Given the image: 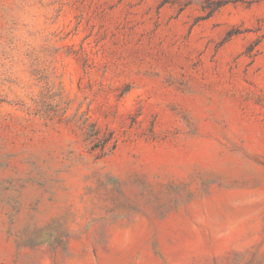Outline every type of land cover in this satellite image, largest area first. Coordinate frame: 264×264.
<instances>
[{
  "label": "rangeland",
  "instance_id": "obj_1",
  "mask_svg": "<svg viewBox=\"0 0 264 264\" xmlns=\"http://www.w3.org/2000/svg\"><path fill=\"white\" fill-rule=\"evenodd\" d=\"M0 264H264V0H0Z\"/></svg>",
  "mask_w": 264,
  "mask_h": 264
}]
</instances>
